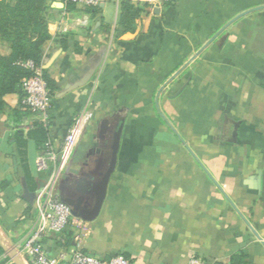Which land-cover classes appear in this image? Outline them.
Masks as SVG:
<instances>
[{
    "label": "crops",
    "instance_id": "1",
    "mask_svg": "<svg viewBox=\"0 0 264 264\" xmlns=\"http://www.w3.org/2000/svg\"><path fill=\"white\" fill-rule=\"evenodd\" d=\"M123 1L49 2L46 126L19 86L3 97L0 264H30L20 247L47 178L36 161L48 142L60 153L82 114L58 192L89 226L87 254L264 264V0H175L132 30ZM77 234H49L47 255L69 259Z\"/></svg>",
    "mask_w": 264,
    "mask_h": 264
},
{
    "label": "built area",
    "instance_id": "2",
    "mask_svg": "<svg viewBox=\"0 0 264 264\" xmlns=\"http://www.w3.org/2000/svg\"><path fill=\"white\" fill-rule=\"evenodd\" d=\"M49 2L59 0H48ZM65 4H71L83 9L98 8L102 0H62ZM121 1V0H119ZM135 6H144L153 9L165 4H171L175 0H126ZM83 24H85L83 22ZM23 66L33 72V76L21 82L22 105L32 114L40 116L46 126L49 119L53 94L48 87L41 66L33 61H28ZM88 120V116L82 114L76 118L69 129L65 143L60 153L48 142L45 153L36 161V170L47 174L42 190L36 197L35 206L37 224L35 232L20 247L21 252L27 257L30 264H131L124 256H116L110 260L87 254L83 247V240L89 233V226L79 218L74 217L71 207L62 199L58 192V183L63 173L65 164L71 158L77 144L78 135L82 124ZM69 230L77 231L74 238L75 246L71 257L61 256L59 259L50 258L43 246V240L49 234H62ZM188 264H208L200 258H191Z\"/></svg>",
    "mask_w": 264,
    "mask_h": 264
},
{
    "label": "trees",
    "instance_id": "3",
    "mask_svg": "<svg viewBox=\"0 0 264 264\" xmlns=\"http://www.w3.org/2000/svg\"><path fill=\"white\" fill-rule=\"evenodd\" d=\"M48 4V0H0V45H7V52L0 53V106L3 105V97L18 86L21 96L22 80L33 76V72L23 66L24 63L33 61L41 66V49L48 39ZM120 6L121 24L132 30L145 7L126 1ZM44 77L50 88L45 73Z\"/></svg>",
    "mask_w": 264,
    "mask_h": 264
},
{
    "label": "rangeland",
    "instance_id": "4",
    "mask_svg": "<svg viewBox=\"0 0 264 264\" xmlns=\"http://www.w3.org/2000/svg\"><path fill=\"white\" fill-rule=\"evenodd\" d=\"M7 46V45H6ZM6 46H4V45H0V53H5V52H7V48H6Z\"/></svg>",
    "mask_w": 264,
    "mask_h": 264
}]
</instances>
